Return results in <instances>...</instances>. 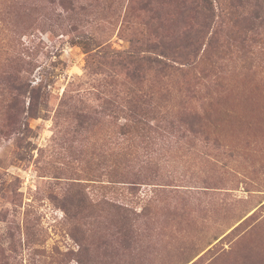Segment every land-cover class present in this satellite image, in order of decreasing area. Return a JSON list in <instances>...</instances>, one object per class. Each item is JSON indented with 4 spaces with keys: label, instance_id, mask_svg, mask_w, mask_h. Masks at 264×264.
<instances>
[{
    "label": "rangeland",
    "instance_id": "obj_1",
    "mask_svg": "<svg viewBox=\"0 0 264 264\" xmlns=\"http://www.w3.org/2000/svg\"><path fill=\"white\" fill-rule=\"evenodd\" d=\"M68 1L0 0V264H264V19L259 43L203 41L141 95L109 60L129 48L123 12ZM156 2L162 34L196 28ZM146 110L165 120L118 164L114 134Z\"/></svg>",
    "mask_w": 264,
    "mask_h": 264
},
{
    "label": "trees",
    "instance_id": "obj_2",
    "mask_svg": "<svg viewBox=\"0 0 264 264\" xmlns=\"http://www.w3.org/2000/svg\"><path fill=\"white\" fill-rule=\"evenodd\" d=\"M240 1L179 0L181 5L179 15L184 17L185 22L195 19L196 28L189 27L188 24L187 27H178L168 34H162V30L158 31L159 27H156V23H160V20L157 19V22L153 24L154 14L157 16L158 11L161 9L158 7L159 4L156 0H139L137 2L127 0L125 5L123 3L117 4L115 0L103 1L95 4L94 9L97 10L96 14H100L103 19L119 18L123 12L122 21L118 26V33H125L128 36L129 48L121 53H115L109 60L110 64L119 66L122 69V75L133 85V90L136 91L137 85L139 86L136 92L142 95L141 85L144 84L149 74L160 75L164 78L169 77L174 72L185 73V70L175 69L170 64L173 60L171 58L177 55L183 58L187 57L189 52H195L203 41L206 42L205 48H211L218 57L225 54L230 48L237 46L241 50L246 47V43H259L262 39H257L260 35L258 28H260V24H263L261 19H264L258 15L262 0H256L254 6L256 15L253 19L243 17L242 13H238L237 8L241 6ZM59 3L61 7L68 10V7H66V4L69 5L68 0H60ZM68 11L71 12L72 9L69 8ZM142 15H146V17L148 15L147 20L144 23L135 22V19H140ZM244 22L245 26L243 25ZM177 34L180 37V44L170 39L171 36ZM236 41L239 45H236ZM137 44H139L138 47ZM178 49L183 51L177 54ZM148 52L152 54L147 55ZM16 91L18 94L21 92L18 88H16ZM147 94L145 92L144 96H147ZM72 99L73 96L71 97L67 93L63 95L65 103ZM29 101L30 106L32 105V97L29 98ZM110 106L113 107L114 105L111 104ZM153 112L152 110H146L145 114L140 116L128 113V119L125 120L127 123L122 125L127 126V128H122L114 134V147L111 148L112 158L116 162L119 161L118 164L132 162L134 156L135 159L138 158L139 152L143 150L142 144H147L144 132L148 133L154 130L155 125L151 127V124L158 121L157 119L162 118V120H165V118ZM31 118H34V115H31Z\"/></svg>",
    "mask_w": 264,
    "mask_h": 264
}]
</instances>
